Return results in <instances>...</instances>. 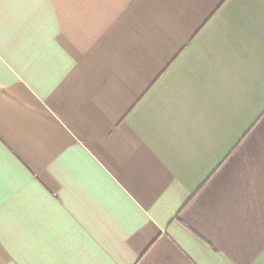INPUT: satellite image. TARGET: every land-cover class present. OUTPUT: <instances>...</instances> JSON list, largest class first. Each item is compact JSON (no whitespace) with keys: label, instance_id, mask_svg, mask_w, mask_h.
Instances as JSON below:
<instances>
[{"label":"crops","instance_id":"1","mask_svg":"<svg viewBox=\"0 0 264 264\" xmlns=\"http://www.w3.org/2000/svg\"><path fill=\"white\" fill-rule=\"evenodd\" d=\"M0 264H264V0H0Z\"/></svg>","mask_w":264,"mask_h":264}]
</instances>
